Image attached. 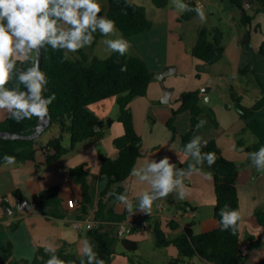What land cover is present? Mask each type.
Returning <instances> with one entry per match:
<instances>
[{"label":"crops","instance_id":"0c3cea01","mask_svg":"<svg viewBox=\"0 0 264 264\" xmlns=\"http://www.w3.org/2000/svg\"><path fill=\"white\" fill-rule=\"evenodd\" d=\"M132 1L145 6L149 18L154 22L152 30L131 38L132 53L128 52L141 56L154 73L148 93L135 98L130 104L136 130L142 137L141 157L136 168L143 166L146 160L159 162L165 156L181 169H187L195 163L191 157L184 155L182 145V136L192 130L191 113L185 111L177 116L178 133L175 137L168 122L174 110L181 107L182 94L199 91L202 105L213 109L218 124H214L204 114L201 119L205 123L198 128L196 136L202 137V143L216 141L225 157L240 165L241 257L250 255L249 264H264V228L255 219L258 211H264V171L258 170L252 164L248 152L238 146L239 140L246 146L257 142V139L247 140L250 137L248 124L252 120L243 116V107L254 106L264 93V13L255 16L249 27L251 44L245 46L241 41L246 31L240 23L241 12L230 0H191L203 8L206 17L203 21L198 15L189 21L182 20L186 11L181 12L175 0H170L165 8L153 5L152 11L148 9L149 4L144 2L146 0ZM150 2L154 4L153 0ZM180 2L187 4L185 0ZM209 16L213 19L208 20ZM202 27H219L225 33L224 56L214 65L206 64L192 53ZM101 42L102 39L96 45L92 44L91 49ZM85 50L89 53L86 47ZM168 66H174L175 73L162 84L155 75ZM165 88L171 90L169 103L163 102L167 99ZM90 108L102 120L114 119L104 139L81 142L70 154L52 165L46 164V154L40 150L36 160L0 166V247L11 242L16 260L32 262L37 257L42 259L41 252H46L45 248L49 244L57 250L66 244L70 245L71 251L81 255V242L88 240L89 230L86 222L81 231L75 227V223L95 215L101 193L108 184L107 178L101 174L99 151L117 158L119 151L114 142L125 133L123 124L118 121L120 111L117 98L103 100ZM9 116L6 111H0V123ZM255 118L264 122V107L257 111ZM57 132V128L47 132L43 138L44 144ZM70 145L71 142L66 146ZM83 164L90 168L88 183L93 199L87 214L83 212V190L68 175L71 168ZM196 167V171L184 178L182 197L173 192L143 212L138 208L139 196L144 191H150V186L139 182L133 175L123 183L131 209L120 202L111 204L117 213L127 215V224L146 223V228L134 229L122 237L139 244L137 256L144 244L152 241L156 245V228L167 236H175L183 233L188 224H193L196 234L220 227V221L215 216L217 195L214 177L202 165ZM54 187L60 190L61 217L42 212L38 203L31 210L17 207V191L22 194V198L35 202L36 196ZM70 200L77 202L75 207L69 206ZM158 204L162 205L160 209ZM141 213H146V218L141 219ZM172 221L177 223L175 230L171 228ZM121 246L117 247L111 264H137L132 262L124 246ZM161 252L165 255V264L181 255L174 245L165 247ZM197 260L195 258L192 262L197 264Z\"/></svg>","mask_w":264,"mask_h":264},{"label":"trees","instance_id":"16d2710c","mask_svg":"<svg viewBox=\"0 0 264 264\" xmlns=\"http://www.w3.org/2000/svg\"><path fill=\"white\" fill-rule=\"evenodd\" d=\"M185 1L190 8L195 9L198 6L195 1ZM153 2L158 8H165L170 0H153ZM230 2L241 12L240 23L246 29L241 41L245 46H249L252 37L249 27L257 14L264 13V0H230ZM101 6L100 15L114 20L116 28L123 33L127 40L154 28V22L149 18L146 7L132 0H108V5L101 4ZM196 15V11H186L181 19L189 21ZM94 37L92 44L96 45L105 36L97 31L94 33ZM224 39L225 33L219 27H202L192 53L205 61L206 64L214 65L224 56ZM42 50L44 57L42 71L46 72L49 81L44 96L47 97L53 93L56 95V100L49 105L52 125L40 138L35 140L0 138V166L6 164L4 162L5 155L15 157L13 164H23L36 160L40 150L46 154V164L52 165L70 154L81 142L104 139L114 123V119L102 120L90 107L103 100L117 98L120 111L118 121L123 124L125 133L114 142L119 151L117 158H111L102 150L99 151L102 164L101 174L107 178L108 184L101 193L98 208L95 211L94 218L99 222V225L89 230L88 240L94 245V251L98 253V258L104 260L105 264L112 263L119 243L124 246L132 262L154 264L151 261L139 259L135 254L140 248L137 242L118 236L117 226L127 220V215L117 213L111 204V202H119L116 199L117 195H126L123 183L132 175V170L136 168L141 157L142 137L136 130L130 104L135 98L148 93L154 73L139 55L126 53L124 56H120L119 53L114 52L110 57L101 59L97 56L92 57L83 48L77 52L80 58L73 59L67 54L68 58L64 59L62 50H53L51 47ZM125 65L127 70L121 71V67ZM181 103V107L174 110L168 127L175 137L178 133L177 116L185 111L191 113L192 130L182 136V145L184 146L196 136L198 130L196 126L204 114L208 115L214 124L218 123L213 109L202 105L199 91L184 92L181 96ZM263 107L264 93L254 106L243 107V116L252 120L248 124V129L257 139L255 144L248 146L242 140L238 141V146L244 148L248 153L264 147V122L255 118L257 111ZM39 119L40 117L33 116L31 119L17 122L9 116L0 123V132L31 134L39 124ZM55 128L58 129L57 134L44 144L45 134ZM66 134H70V146L64 144ZM202 152H212L216 156L215 163L211 166L207 161L202 164V168L210 171L214 177L217 195L216 218L221 221L220 211L225 205L229 209L238 210L241 215L238 192L240 165L236 161L226 158L216 141H211L202 147ZM68 175L82 188L84 194L83 212L84 214L89 213V206L93 203L88 183L89 166L83 164L71 168ZM59 192V187H54L34 198L42 212L55 217L62 216ZM15 194L18 198H22L19 191ZM4 204L8 206L7 203ZM255 219L264 228V211H258ZM240 222L241 220L237 223L235 234L231 229L222 230L221 224L218 229L201 234H196L193 224H188L183 233L175 236H167L159 228H156L158 233L156 245L159 248L174 245L179 249L180 257L170 259L167 264H194L192 261L195 258H199L204 264H247L251 257L250 255L241 257L239 248L241 244ZM171 228L177 229L175 221H172ZM41 255L42 259L37 257L32 262L16 260L14 259L13 244L9 242L0 247V264H45L50 258V254L42 251ZM55 255L65 261H72L74 264H80L81 260H84L86 264V257L71 251L70 245L67 244L57 250Z\"/></svg>","mask_w":264,"mask_h":264},{"label":"clouds","instance_id":"9594fccd","mask_svg":"<svg viewBox=\"0 0 264 264\" xmlns=\"http://www.w3.org/2000/svg\"><path fill=\"white\" fill-rule=\"evenodd\" d=\"M175 3L181 12L196 11L202 21L206 19L201 6L193 9L180 0H175ZM101 12L100 0H0V111H6L17 122L33 116H46L56 95L44 96L49 81L46 72L40 68V50L46 47L62 50L63 58L67 59L68 53L90 47L97 31L105 37L115 33V21L100 15ZM104 43L109 51L120 56L131 48L130 42L122 37L106 39ZM126 70V65L121 67V71ZM10 84L12 87H8ZM204 123L200 120L196 127H202ZM206 144V141L202 143V137L194 136L183 146L184 155L195 162L187 169L177 168L167 156L159 162L146 160L140 168H133L132 175L150 186V191L139 196L141 212L150 210L154 202L173 192L182 197L185 176L196 171V166L204 161L209 166L215 163V153L202 152ZM248 156L258 170L264 171V147L248 153ZM4 162L11 165L15 157L5 155ZM116 199L131 209L129 196L119 194ZM220 216L222 230L231 229L235 234L241 220L240 212L225 205ZM45 251L50 254L45 264H74L55 255L57 249L52 244ZM80 252L86 257V264H105L87 239L81 242ZM80 264H85V261L81 260Z\"/></svg>","mask_w":264,"mask_h":264},{"label":"rangeland","instance_id":"374dc122","mask_svg":"<svg viewBox=\"0 0 264 264\" xmlns=\"http://www.w3.org/2000/svg\"><path fill=\"white\" fill-rule=\"evenodd\" d=\"M146 4H149L148 5V9L150 8V11H152V9H151V7H153V5H155V4H153L152 2H150V0H146V1H144ZM100 3L102 4V5H108V0H100ZM156 6V5H155ZM157 7V6H156ZM155 8V7H154ZM156 11H159V10H156ZM211 19H213L211 16H209L208 17V20H211ZM117 37H122V38H124L125 40H127L125 37H124V35H123V33L121 32V31H119L117 28H116V32L115 33H113V34H111V35H109L108 37H104V38H102V42H101V44L99 45V46H97V47H94L93 49H91V46L90 47H86V49H88L89 50V53L88 54H90L92 57H94V56H97V57H99V58H101V59H106V58H108V57H110L114 52H111V51H109L108 49H107V46H106V44L104 43V40H106V39H115V38H117ZM129 42H130V40H128ZM131 44V43H130ZM132 46H131V48L129 49V51L128 52H131L132 53ZM127 52V53H128ZM73 59H77V58H80V56L77 54V52L76 53H68ZM134 55H138V54H134ZM249 135H250V137H248L247 138V140H251V139H256L255 138V135L251 132V131H249ZM65 145H69L70 144V142H71V137H70V134H66L65 135ZM122 244L121 243H119L118 244V246L121 248L122 246H121ZM117 246V247H118ZM164 248H159L158 246H156L155 245V243L154 242H149V243H146V244H144V246H143V248L140 250V252L139 253H137V254H139V259H141V260H149V261H151V262H153L154 264H165L164 262H165V255L164 254H162V250H163ZM136 254V253H135ZM129 255V254H128ZM141 256V257H140ZM197 259H199V258H197ZM197 264H202V261L199 259V260H197ZM247 264H249V263H247ZM252 264V263H251Z\"/></svg>","mask_w":264,"mask_h":264},{"label":"water","instance_id":"95a60500","mask_svg":"<svg viewBox=\"0 0 264 264\" xmlns=\"http://www.w3.org/2000/svg\"><path fill=\"white\" fill-rule=\"evenodd\" d=\"M38 59H39V64H40V68L42 70L43 68V61H44V57H43V50H40V53L38 55ZM175 67L174 66H168L166 67L162 72L160 73H156V77L157 79H159V81L164 84L165 79L168 76H171L175 73ZM165 96H166V100H163L164 103H169L170 101V95L169 93L171 92V90L169 88H165ZM52 125V116L50 114V112L48 111V114L44 117H40L39 119V124L34 128V132L31 134H23V133H13V132H8V131H3L0 132V138H4V139H10V140H15V139H25V140H35L40 138ZM98 129H100V127H98ZM37 206V203L31 201L28 198H18L17 199V207L20 210H31L33 208H35ZM7 210H10V208H7ZM158 233L155 232V237L157 239ZM43 258V257H42Z\"/></svg>","mask_w":264,"mask_h":264},{"label":"built area","instance_id":"2783aa9c","mask_svg":"<svg viewBox=\"0 0 264 264\" xmlns=\"http://www.w3.org/2000/svg\"><path fill=\"white\" fill-rule=\"evenodd\" d=\"M8 201V200H7ZM69 206L71 208L75 207V205L77 204V202L75 200H70L68 202ZM159 209L162 207L161 204H158L157 206ZM95 215H93V217L89 218V219H85V220H78L75 223V227L78 230H82L84 227V223L86 222V227L88 230L93 229L94 227H97L99 225V222L95 220L94 218ZM147 214L146 213H141L140 217L141 219L146 218ZM146 223L145 222H139V223H135L133 225H129L126 222H122L118 224V229H117V233L119 237H123L125 234H130L134 231V229H143L146 228ZM239 248H241V246H239Z\"/></svg>","mask_w":264,"mask_h":264}]
</instances>
